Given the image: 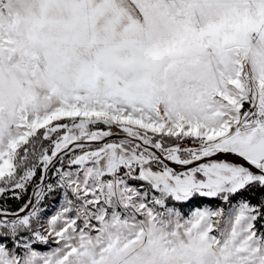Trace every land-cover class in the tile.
<instances>
[{
    "label": "snow or ice",
    "instance_id": "snow-or-ice-1",
    "mask_svg": "<svg viewBox=\"0 0 264 264\" xmlns=\"http://www.w3.org/2000/svg\"><path fill=\"white\" fill-rule=\"evenodd\" d=\"M0 264H264V0H0Z\"/></svg>",
    "mask_w": 264,
    "mask_h": 264
},
{
    "label": "rangeland",
    "instance_id": "rangeland-1",
    "mask_svg": "<svg viewBox=\"0 0 264 264\" xmlns=\"http://www.w3.org/2000/svg\"><path fill=\"white\" fill-rule=\"evenodd\" d=\"M204 204H209L208 202H203ZM213 206H215V204H217L218 202H210ZM55 209L53 208L52 211H54Z\"/></svg>",
    "mask_w": 264,
    "mask_h": 264
},
{
    "label": "trees",
    "instance_id": "trees-1",
    "mask_svg": "<svg viewBox=\"0 0 264 264\" xmlns=\"http://www.w3.org/2000/svg\"><path fill=\"white\" fill-rule=\"evenodd\" d=\"M203 202H208V203H210L209 201H203ZM203 202H202V203H203ZM51 211H52V209H50V212H51Z\"/></svg>",
    "mask_w": 264,
    "mask_h": 264
}]
</instances>
